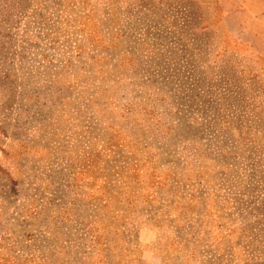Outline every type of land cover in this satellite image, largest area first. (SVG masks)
Instances as JSON below:
<instances>
[{
  "label": "rangeland",
  "instance_id": "374dc122",
  "mask_svg": "<svg viewBox=\"0 0 264 264\" xmlns=\"http://www.w3.org/2000/svg\"><path fill=\"white\" fill-rule=\"evenodd\" d=\"M264 0H0V264H264Z\"/></svg>",
  "mask_w": 264,
  "mask_h": 264
},
{
  "label": "crops",
  "instance_id": "0c3cea01",
  "mask_svg": "<svg viewBox=\"0 0 264 264\" xmlns=\"http://www.w3.org/2000/svg\"><path fill=\"white\" fill-rule=\"evenodd\" d=\"M264 32V31H263Z\"/></svg>",
  "mask_w": 264,
  "mask_h": 264
}]
</instances>
